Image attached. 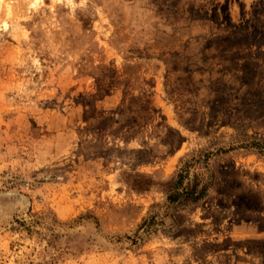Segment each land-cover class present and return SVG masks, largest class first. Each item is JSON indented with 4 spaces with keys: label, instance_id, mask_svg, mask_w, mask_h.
<instances>
[{
    "label": "rangeland",
    "instance_id": "1",
    "mask_svg": "<svg viewBox=\"0 0 264 264\" xmlns=\"http://www.w3.org/2000/svg\"><path fill=\"white\" fill-rule=\"evenodd\" d=\"M0 264H264V0H0Z\"/></svg>",
    "mask_w": 264,
    "mask_h": 264
},
{
    "label": "trees",
    "instance_id": "2",
    "mask_svg": "<svg viewBox=\"0 0 264 264\" xmlns=\"http://www.w3.org/2000/svg\"><path fill=\"white\" fill-rule=\"evenodd\" d=\"M189 167H191V166L188 164L187 168L185 170H182L181 173L178 175V177H179L178 183H182V181L185 179L186 175L189 172ZM195 189H196V186H193L191 188V190L187 189V196H189V198H191V200H193V201L202 198L204 196V192H205V189L202 188V190L197 195H195V193H194Z\"/></svg>",
    "mask_w": 264,
    "mask_h": 264
}]
</instances>
